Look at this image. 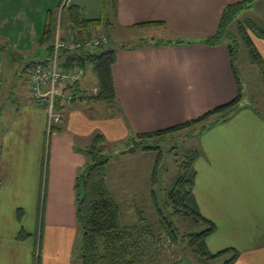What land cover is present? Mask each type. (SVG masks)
Wrapping results in <instances>:
<instances>
[{"label": "crops", "instance_id": "obj_1", "mask_svg": "<svg viewBox=\"0 0 264 264\" xmlns=\"http://www.w3.org/2000/svg\"><path fill=\"white\" fill-rule=\"evenodd\" d=\"M62 1L0 0V100L8 55L14 47L26 53L33 46L36 53L43 49L38 40ZM237 1L110 0L109 6L107 0H65L87 20L103 19L97 31H106L105 23L120 30L163 28L175 35L161 38L170 41L161 44L158 37L115 46L106 31L117 48L112 66L117 98L107 104L76 100L50 135L46 107L31 102L28 85L0 144V264H74L76 180L87 162L84 149L96 134L105 136L106 145L126 139L129 145L137 134L198 118L238 96L229 42H205L218 30L224 8ZM107 6L115 19L104 17ZM250 36L264 65V37ZM48 55L29 58L24 69ZM92 83L83 79L81 87L89 90ZM199 132L194 192L203 215L216 224L207 248L214 254L238 251L231 264H264V114L241 101L228 119L200 125ZM39 202L42 219L35 226L34 215L30 226L27 208L31 204L35 210ZM22 231L29 236L20 240ZM233 256L231 251L212 260L225 264Z\"/></svg>", "mask_w": 264, "mask_h": 264}, {"label": "trees", "instance_id": "obj_2", "mask_svg": "<svg viewBox=\"0 0 264 264\" xmlns=\"http://www.w3.org/2000/svg\"><path fill=\"white\" fill-rule=\"evenodd\" d=\"M251 0H240L228 4L221 15L218 30L208 36L205 42L211 45L228 41L230 44L231 66L238 84V96L228 102L214 107L205 112L198 118L170 126L168 128L157 130L155 132L140 133L134 136L133 141L127 146H132L126 152H136L139 149L158 150L159 156L154 169L153 180L157 181L159 168L162 161V152L154 147L145 145L150 138L165 136L189 128L191 126H200L203 124H215L219 121L226 120L233 111L240 105L242 93V78L238 69L237 59L239 52V40L236 38V30L233 29L241 13L249 9L252 4ZM104 22L103 19L87 20L83 17L79 7L75 5H66L61 16V23L68 25L72 31L78 30L80 35L86 36L92 34L95 26ZM253 32L264 37V30L256 27L251 20L247 22ZM57 28V16L50 14L46 23L45 30L39 39L41 47L46 45L49 54L53 50V42ZM240 38L244 39L250 48L254 60L264 67L262 59L257 52L253 40L248 33V27L238 26ZM169 40L160 39L158 43H165ZM170 42V41H169ZM177 42H180L179 40ZM117 48L110 45L106 48H98L91 51L79 59L80 64L84 67L92 66L98 83L99 92L97 95L88 96L92 99H100L107 103H113L117 98L114 79L112 75V66L116 60ZM74 56L70 57V60ZM106 138L103 134L98 133L93 139L92 144L84 149L87 156V162L84 168L79 172L76 180L77 193V222H78V239L76 244L78 259L81 264H142L146 240L138 232V227L124 225L121 220V208L114 195L110 192L107 185L106 167L110 156L106 154ZM197 153L191 159L186 161L184 173L179 176L175 186L169 191L165 206H171L173 214L181 213L192 219L198 226L203 228L195 232H180L175 226L172 219L164 214L161 206L157 207L159 213V224L173 244H182L187 242L188 247L201 259L211 260L221 257L231 251L234 256L227 260L225 264L233 263L238 257V251L233 248H227L219 253H211L206 244L207 237L216 229V224L209 220L200 210L196 195L194 192L196 171L193 163ZM0 178V192H1ZM29 236L22 231L19 239L23 240ZM181 262L177 260L173 264ZM38 264V260H37Z\"/></svg>", "mask_w": 264, "mask_h": 264}, {"label": "rangeland", "instance_id": "obj_3", "mask_svg": "<svg viewBox=\"0 0 264 264\" xmlns=\"http://www.w3.org/2000/svg\"><path fill=\"white\" fill-rule=\"evenodd\" d=\"M250 2L252 6L239 15L238 22L233 26V29L236 30V38L234 39H238L240 44L237 65L243 81L241 101L244 103L250 101L254 107L264 114V76L259 65L255 63L250 48L245 40L240 38L238 31V26L244 24L248 27V32L254 34L247 24L248 20L254 22L258 29L264 30V0H251ZM107 5L110 6V0H107ZM114 14L112 8L105 7L104 17H110L113 20V18L115 19ZM103 25L104 29L113 35L115 46H118L121 42L127 44L140 43L142 41H152L158 37L160 39L170 38L174 37L171 35H175L170 34L163 28L148 27L120 30L115 25L111 26V24L105 23ZM62 28L64 32H67L64 27ZM13 43L15 44V40ZM34 48L33 46L30 52L26 53L23 48L14 47L7 57V63L4 66L5 78L1 82L0 108L2 107L4 112L2 111L3 114L0 116V144L3 134L11 123L13 112L26 96L25 93L29 85L28 76L35 64H31L25 70L26 61L30 60L29 58L34 59L36 56L41 57L49 51L46 49V45L38 53L34 52ZM84 80L87 83L93 82L90 84L91 86H88L91 89L94 86L99 88L98 79L91 65H88L86 69ZM96 90L99 92V89ZM105 103L107 104V102ZM199 127L191 126L146 141L145 145L154 146L163 154L156 182L153 180V175L159 156L158 150L139 149L136 152H125L128 139L107 142L108 147H106L105 153L110 156L106 167L107 185L120 205L122 223L138 227V232L146 240L147 244L145 245L142 264H173L180 259L181 262L177 264H218L220 262L212 259H201L188 247L187 242L180 245L173 244L159 224L157 207L161 206L164 214L172 219L180 232H195L203 228L181 213L173 214L171 206H165L169 191L173 189L177 179L185 171L186 161L191 159L199 149ZM27 212L25 217L26 221L30 222V226L34 223V215L35 226L37 218H39L40 223L43 216L40 202L35 210L30 204ZM74 252V264H81L77 250ZM36 254L38 255V251ZM222 260L225 261V258L221 259V262Z\"/></svg>", "mask_w": 264, "mask_h": 264}, {"label": "built area", "instance_id": "obj_4", "mask_svg": "<svg viewBox=\"0 0 264 264\" xmlns=\"http://www.w3.org/2000/svg\"><path fill=\"white\" fill-rule=\"evenodd\" d=\"M64 6L65 0L58 12L52 52L37 61L29 73L31 102L46 107L49 135L64 123L69 105L98 94L96 89L84 90L81 87L88 65L84 67L79 59L95 49L111 45L110 37L103 29H93L92 34L86 36L80 35L78 30L64 32L61 23ZM71 56H74L72 61Z\"/></svg>", "mask_w": 264, "mask_h": 264}, {"label": "water", "instance_id": "obj_5", "mask_svg": "<svg viewBox=\"0 0 264 264\" xmlns=\"http://www.w3.org/2000/svg\"><path fill=\"white\" fill-rule=\"evenodd\" d=\"M132 146H129L128 148L125 149V152L128 151Z\"/></svg>", "mask_w": 264, "mask_h": 264}]
</instances>
